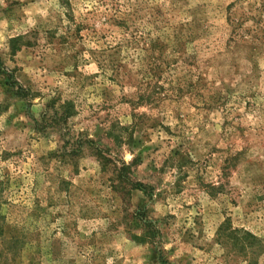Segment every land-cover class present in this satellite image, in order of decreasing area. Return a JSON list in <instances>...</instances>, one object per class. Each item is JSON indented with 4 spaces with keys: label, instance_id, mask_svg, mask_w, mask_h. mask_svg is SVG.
<instances>
[{
    "label": "rangeland",
    "instance_id": "1",
    "mask_svg": "<svg viewBox=\"0 0 264 264\" xmlns=\"http://www.w3.org/2000/svg\"><path fill=\"white\" fill-rule=\"evenodd\" d=\"M0 61V264H264V0H0Z\"/></svg>",
    "mask_w": 264,
    "mask_h": 264
},
{
    "label": "trees",
    "instance_id": "2",
    "mask_svg": "<svg viewBox=\"0 0 264 264\" xmlns=\"http://www.w3.org/2000/svg\"><path fill=\"white\" fill-rule=\"evenodd\" d=\"M0 65H1V61H0ZM11 87H15L16 88V84L11 85ZM141 99H142L143 102L145 101L148 104H150L152 101H154V98H152V96L150 94H148V95L147 94H143L141 96ZM120 179H121L120 182H123V183L125 182V177L124 178H120ZM0 185H1V182H0ZM134 187H135V189L141 191L142 193L147 194V189L142 184L137 183V184L134 185ZM0 191H1V188H0ZM236 232H238V230L235 231V233ZM244 235L245 236H244L243 240H245L246 243H248V245L250 247L252 246L253 242L258 240L253 234H251L249 232H244ZM13 243L17 244L18 242L14 241Z\"/></svg>",
    "mask_w": 264,
    "mask_h": 264
}]
</instances>
